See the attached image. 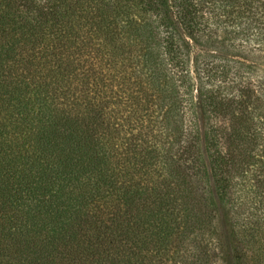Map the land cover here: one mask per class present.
<instances>
[{
    "label": "trees",
    "instance_id": "1",
    "mask_svg": "<svg viewBox=\"0 0 264 264\" xmlns=\"http://www.w3.org/2000/svg\"><path fill=\"white\" fill-rule=\"evenodd\" d=\"M262 58L264 0H0V264H264Z\"/></svg>",
    "mask_w": 264,
    "mask_h": 264
},
{
    "label": "rangeland",
    "instance_id": "2",
    "mask_svg": "<svg viewBox=\"0 0 264 264\" xmlns=\"http://www.w3.org/2000/svg\"><path fill=\"white\" fill-rule=\"evenodd\" d=\"M237 58H239L240 60H248V58H243V56H236ZM257 73L258 76H264V58H262V60H260V64H257ZM256 76V75H255ZM228 231V225L227 223L224 224V233ZM229 240V239H228Z\"/></svg>",
    "mask_w": 264,
    "mask_h": 264
}]
</instances>
